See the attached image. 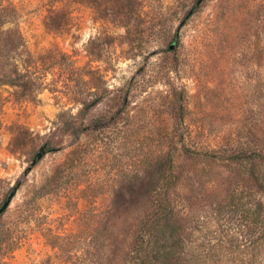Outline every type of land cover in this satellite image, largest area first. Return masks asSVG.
<instances>
[{
	"label": "rangeland",
	"instance_id": "rangeland-1",
	"mask_svg": "<svg viewBox=\"0 0 264 264\" xmlns=\"http://www.w3.org/2000/svg\"><path fill=\"white\" fill-rule=\"evenodd\" d=\"M195 2L0 0V264H124L160 191L207 264H254L264 0H202L168 51Z\"/></svg>",
	"mask_w": 264,
	"mask_h": 264
},
{
	"label": "trees",
	"instance_id": "trees-1",
	"mask_svg": "<svg viewBox=\"0 0 264 264\" xmlns=\"http://www.w3.org/2000/svg\"><path fill=\"white\" fill-rule=\"evenodd\" d=\"M231 161H239L238 156H229ZM253 174L260 192H264V171ZM171 174H167L163 186L171 184ZM165 191L159 192L158 204L146 214L139 223L132 244L126 254L124 264H207V255L194 252L190 233L182 236L181 228L174 219V210L167 203ZM252 230L256 233L252 241L254 264L263 263L262 250L264 247V207L255 204L252 209ZM215 262H219V251L216 250Z\"/></svg>",
	"mask_w": 264,
	"mask_h": 264
},
{
	"label": "water",
	"instance_id": "water-1",
	"mask_svg": "<svg viewBox=\"0 0 264 264\" xmlns=\"http://www.w3.org/2000/svg\"><path fill=\"white\" fill-rule=\"evenodd\" d=\"M202 0H196V2L194 3V5L186 12V14L183 16V18L181 19V21L179 22V24L177 25L176 29H175V33H174V40L173 42L168 46L167 50L171 51L174 48L175 45V39L177 37V33L179 31V29L183 26L184 22L191 16L193 9L195 7H197ZM44 154L43 150L40 149L38 153H36L34 155V158L31 161V165L34 164V162L36 160H38L42 155ZM13 196V193L9 194V196L6 198V200L3 202V204L0 206V214L7 208L9 201L11 199V197Z\"/></svg>",
	"mask_w": 264,
	"mask_h": 264
}]
</instances>
